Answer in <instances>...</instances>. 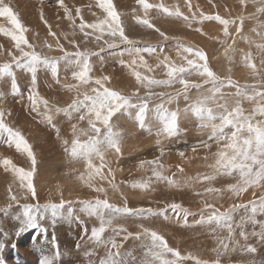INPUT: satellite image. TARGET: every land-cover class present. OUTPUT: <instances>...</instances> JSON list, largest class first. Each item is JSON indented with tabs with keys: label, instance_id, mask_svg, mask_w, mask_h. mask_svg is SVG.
Listing matches in <instances>:
<instances>
[{
	"label": "snow or ice",
	"instance_id": "1",
	"mask_svg": "<svg viewBox=\"0 0 264 264\" xmlns=\"http://www.w3.org/2000/svg\"><path fill=\"white\" fill-rule=\"evenodd\" d=\"M236 3L239 11L225 17L207 13L191 0H183L187 13L179 6L135 0L130 18L154 30L162 41L138 47L141 42L131 39L126 30V13L119 11L113 0H94L72 7L66 0H55L56 19L67 21L71 31H54L42 6L37 11L47 32L38 43L30 42L26 36L30 29L9 4L0 0V17H5L10 25H0V35L11 42L8 46L0 43V57H4L0 61V80L9 81L11 94L19 95L21 102L26 100L25 110L55 132L66 158L81 165L70 168L65 175H71L81 188L93 193L88 198L73 197V190L69 189L70 198H65V189L57 184L55 198L50 190L41 201L36 183L38 156L22 131L8 124L12 113L0 104V142L14 147L27 161V166H17L7 157L0 158V167L12 176L0 214L14 225L6 229L0 221V249L5 247L10 232L19 236L28 229L67 225L81 230L75 251L84 258L83 264H264V254L260 252L264 247V0ZM208 4L216 7L212 0ZM249 7L254 11H246ZM93 8L99 9L100 14ZM82 9L94 17L91 22ZM153 9L155 14L150 15ZM161 15L190 28L206 21L216 22L222 36L210 38L218 41L221 55L229 64L239 55L245 81L233 78L232 67L218 73L205 49L167 35L152 22ZM249 21L252 26L246 29ZM194 30L205 34L201 27ZM78 35L80 41L76 39ZM38 38L39 33L34 32L33 41ZM163 41L174 42L179 62L167 54ZM240 42L247 49L238 47ZM121 45L125 46L122 50ZM106 50H116L117 63L134 81V90L125 93L114 89L109 86V75H91L92 58L100 57ZM146 55L154 57L156 63L150 64ZM61 70L70 72V77L65 75L62 79ZM157 70L163 72V78H157ZM41 71L50 72L58 91L69 94L62 104L41 95ZM18 72L30 75L26 97L17 83ZM117 114L133 118L156 138L159 156L139 162V167L149 166L151 176L146 179L116 181L113 162L106 157L112 154L119 161L121 156L123 133L114 120ZM187 116L194 117L197 131L206 134V139L194 144L192 151L204 150L203 159L212 162L205 164L207 171L195 175H185L179 164L176 172L166 174L160 159L166 151L162 141L178 137L182 131L179 121ZM65 122L68 135L61 134ZM178 156L185 158V152L179 151ZM218 178L231 180L214 186ZM121 185L133 190V195L136 190L151 195L157 191L154 185H164L169 191L189 189L199 207L193 210L184 203L163 198L153 200L154 206H130L129 195L121 190ZM197 185L204 186L198 190ZM110 191L118 195V200L109 196ZM249 192L251 198H245ZM160 220L181 229L206 232L213 242L210 258H204L199 250L170 246L165 235L153 226ZM253 239L255 243L250 242ZM128 241L132 244L125 248ZM51 245L54 251L40 264H64L70 251L60 250L55 235ZM234 256L238 257L235 261ZM0 264L5 261L0 259Z\"/></svg>",
	"mask_w": 264,
	"mask_h": 264
},
{
	"label": "rangeland",
	"instance_id": "2",
	"mask_svg": "<svg viewBox=\"0 0 264 264\" xmlns=\"http://www.w3.org/2000/svg\"><path fill=\"white\" fill-rule=\"evenodd\" d=\"M4 2L12 7L13 11L19 16L25 26L30 29V31L26 33L30 42L38 43L39 40L45 37L47 32L46 27L39 20L37 11L42 6L45 10V16L53 26L54 31H71V29L67 28V21H58L56 19L57 12L54 7L55 0H4ZM113 2L119 5V11L126 13L123 17L126 30L131 39L141 42L137 45L138 47H145L149 44L156 45L162 42L158 33L136 24V22L130 18L131 8L136 7L135 0H113ZM149 2L164 3L169 7L179 6L182 11L187 13V8L183 5V0H149ZM212 2L216 5L215 8L208 4V0H191V3L194 6L199 4L201 10L207 13L220 14L225 17L230 13L235 15L237 10H239L236 0H212ZM66 3L72 7L73 5L80 6L82 4L86 5L88 3H94V0H66ZM193 10H195V7ZM82 11L87 21L91 22L94 19L91 13L86 9H82ZM93 11H96L98 15L100 14V10L97 8H93ZM246 11L250 12L254 11V9L249 7ZM60 14L62 15V12ZM140 14L142 15V13ZM154 14L155 10L153 9L150 15ZM152 22L160 27L162 31H165L167 35L177 36L180 38L181 42L187 45L205 49L209 55L211 66L217 70L218 73L222 74L228 67H232V76L234 79H238L243 83L247 78L245 70L239 66L238 54L235 57L233 64H229L221 54H218L217 51L222 48L218 41L210 38L222 36L221 32H214L219 31L220 27L216 22L206 21L202 25L194 24L190 28L183 23L173 21L171 18L163 15L156 17ZM57 24L60 25L59 28L56 27ZM0 25L10 27L5 17H0ZM251 26V21L246 22V29ZM196 27H201L205 34L201 35V33L196 32L194 30ZM38 30L39 38L36 41H33V33H38ZM76 39L80 41L82 38L78 35ZM61 42L65 43L66 47H70L65 41L62 40ZM0 43L8 46L11 42L8 38L0 35ZM163 43L165 44V51L167 54L174 61L179 62V58L176 57L175 54L172 55V53L175 52L173 48L174 42L163 41ZM83 46L84 45L82 44L81 47ZM88 46L95 47V45L92 44H89ZM124 47L125 46L121 45L120 49L122 50ZM238 47L247 49V45L242 42L238 44ZM115 52L116 50H106V52L101 54L100 57H93V71L91 75H109L112 78L109 86L128 93L134 90V81L128 76L127 71L122 69L117 63L118 56L114 54ZM145 58L150 64L156 63L154 57H148L146 55ZM3 59L4 57H0V61ZM65 75L70 77V72L65 73L61 70L62 79ZM155 75L157 78H163V72L161 70H157ZM17 76L18 86L26 97L27 88L30 84V75L18 72ZM192 78L196 79V77ZM58 88L59 86L52 80L50 72L41 71L38 73V90L41 95L46 98L49 97L48 99L50 100H59L62 104L68 99L69 94L58 91ZM156 90L159 91L160 89ZM194 94L195 90H193V95ZM25 103L26 100L23 102L20 101L19 95L11 94L9 81L0 80V104H3L4 107L12 113V115L7 118V122L10 126L19 128L22 131L29 143L32 144L33 149L38 156L39 178L36 180V183L39 185L41 201L44 200L50 190L52 191L53 198H55V186L57 184H60L65 189V198H70L68 196L69 189L73 190V197L75 195H80L81 197L88 198L93 195L90 190L81 188L71 175H65V173L69 172L70 168H80L81 165L78 163L73 165V163L66 158L63 149L56 140L55 132L44 125L39 124L37 119H34L35 114L25 110ZM180 106H184L183 100L180 101ZM245 106L248 107V105ZM171 107L174 108L175 105H172ZM59 119L61 118H58V122ZM114 120L117 124L118 130L123 133L122 152L119 161H116L115 156L112 154H109L106 158L113 162L112 166L115 169L117 183L121 180L130 181L148 178L151 176L149 166L146 165L145 167H139V162L141 160H151L156 156H159L158 148L155 145V136H149L147 131L138 127L137 124L135 125L136 121L131 117L129 118L128 116L117 114V116L114 117ZM129 120L130 123L128 122ZM123 124H126V126H123ZM127 124H132V130H130L131 125L128 126ZM179 126L182 131L178 137L172 138L168 141H162V143L166 145V151L165 155L160 157V159L165 166V173L171 174L176 172L177 164L184 169L185 175H195L198 172L207 171L205 164L211 163V159L208 161L203 159L206 155L204 150H198L197 152L192 151V146L197 144L201 139H206V134L197 131V121L191 116L180 119ZM61 127V134L68 135V124L65 122ZM179 151L185 152V158L182 159L178 156ZM213 151H215V147H213ZM3 157L11 159L13 163L17 164V166H27L26 157L17 153L14 147L9 148L6 143L0 142V158ZM137 172L138 174H135ZM136 175H140L143 179H138ZM11 180V174L5 173L3 168L0 167V206L4 203L7 184L10 183ZM224 180H231V178H218V181L214 183V186H220ZM203 186L204 185H197L196 187L200 190ZM154 187L157 188V191L151 195L140 194L138 193L139 191L136 190V194H134L135 196L132 194L135 198L130 196L132 190L126 185H121V190H125V193L129 195L130 205L132 204L134 206H154L151 203L153 200L163 198L168 201L175 200L176 202L184 203L185 206L191 207L193 210H196L199 207V205L195 203L196 198L194 197V193L189 189L169 191L164 185H154ZM109 196L112 197L114 201L118 198V195H114L111 191L109 192ZM0 221H3V226L6 229H12L14 227L13 222L9 219H5L2 214H0ZM153 226L165 235L166 239L169 240L170 246H179L182 250H199L204 258H210L209 249L213 246V242L203 230L197 229L193 231L181 229L175 224H169L162 220L157 221ZM80 231L79 227L69 228L67 225H58L55 229L51 226L46 227L45 230L28 229L19 236L15 235L14 232H10L4 241L5 247L0 249V259H3L5 264H40L42 258L46 255H50L54 251L51 245V239L52 236L55 235L60 250H69L71 253L69 257L65 258L64 264H83L84 258L75 251V243L76 240L79 239ZM250 242L255 243L254 239ZM131 244L132 241L126 242L125 248L130 247ZM260 252L264 254V247L260 249ZM102 254L103 250H100L99 255ZM99 255L97 259L99 258ZM232 259L235 261L238 257L234 256Z\"/></svg>",
	"mask_w": 264,
	"mask_h": 264
},
{
	"label": "bare ground",
	"instance_id": "3",
	"mask_svg": "<svg viewBox=\"0 0 264 264\" xmlns=\"http://www.w3.org/2000/svg\"><path fill=\"white\" fill-rule=\"evenodd\" d=\"M122 1H123V0H122ZM125 1H126V0H125ZM236 10H237V7H236ZM238 11H239V10H237V12H238ZM30 21H31V20H30ZM36 23H37V22H36ZM33 24H34V23H33ZM31 25H32V24H31ZM34 26H35V24H34ZM34 26H33V27H34ZM33 27H32V28H33ZM43 28H44V27H43ZM34 31H35V30H34ZM214 32L216 33V32H220V31H214ZM38 33H39V30H38ZM41 33H42V32H41ZM210 33H211V32H210ZM217 52H218V54H221L222 49H219ZM173 54H175V52L172 53V55H173ZM48 98H49V97H48ZM129 118H130V117H129ZM29 121H31V120H29ZM31 122H32V121H31ZM128 122L130 123V120H129ZM29 123H30V122H29ZM29 123H28V124H29ZM121 123H122V122H121ZM124 123H125V122H124ZM131 123L133 124L132 121H131ZM132 124H127L128 126L131 125V129L129 128L130 130H132ZM136 124H137V126H138V123H137V122H135V125H136ZM119 126H120V125H119ZM123 126H126V124H125V125L123 124ZM137 126H136V127H137ZM32 127H33V126H32ZM138 127H139V126H138ZM30 128H31V126H30ZM71 165H72V164H71ZM73 165H74V164H73ZM73 165H72V166H73ZM135 174H138V172L135 173ZM118 176H119V175H118ZM136 177H138V179H140V178L143 179L140 175H136ZM42 178H43V177H42ZM118 178H119V177H118ZM57 182H58V181H57ZM60 183H61V182H60ZM123 188H124V186H123ZM123 191L125 192V190H123ZM132 191H133V190H132ZM132 191L130 192V193H131L130 196H132ZM127 193H128V192H127ZM138 193H139V192H138ZM140 194H141V193H140ZM111 196H112V195H111ZM134 196H135V195H134ZM134 196H132V197H134ZM115 198H116V197H115ZM134 198H135V197H134ZM245 198H251V193L249 192V193L245 194ZM115 200H116V199H115ZM117 200H118V198H117ZM145 205H146V204H145ZM130 206H134V205L131 204Z\"/></svg>",
	"mask_w": 264,
	"mask_h": 264
}]
</instances>
